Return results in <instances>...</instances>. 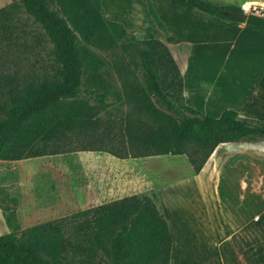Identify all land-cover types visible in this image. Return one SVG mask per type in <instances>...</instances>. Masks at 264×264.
Segmentation results:
<instances>
[{"label": "trees", "instance_id": "1", "mask_svg": "<svg viewBox=\"0 0 264 264\" xmlns=\"http://www.w3.org/2000/svg\"><path fill=\"white\" fill-rule=\"evenodd\" d=\"M144 1L164 32L151 0ZM168 1L241 22L223 14L241 13L238 6ZM243 23L264 34V14L246 13ZM41 36L50 43L49 67L18 75L3 74L0 66V160L74 151L183 155L197 173L218 144L264 139V120L232 109L212 117L186 104L167 46L107 19L100 0H10L0 7V57L33 51ZM0 210L9 228L0 234V264H76L75 257L85 264H168L170 241L146 197L123 196L78 211L73 221H47L19 233L9 207Z\"/></svg>", "mask_w": 264, "mask_h": 264}, {"label": "crops", "instance_id": "2", "mask_svg": "<svg viewBox=\"0 0 264 264\" xmlns=\"http://www.w3.org/2000/svg\"><path fill=\"white\" fill-rule=\"evenodd\" d=\"M112 1L100 0L103 15L144 38L139 27L133 28L122 13H115ZM209 1L240 9L241 5H255L264 14V0ZM151 4L164 32L155 26L144 0H131L128 7L146 21L144 28L151 25L157 32L148 38L160 39L169 49L181 75L185 103L212 117L232 109L242 117L264 120V101L259 97L264 96V34L243 22L232 23L168 0H151ZM201 45L209 50L221 47L224 57L219 53L216 59L202 58L197 50ZM232 55L233 59L227 58ZM226 58L232 64L242 61L246 69L249 67L245 77L254 81L245 93L233 91L231 81L236 70L214 66L217 60ZM248 143L218 144L197 173L190 167L185 175L172 181L153 179L141 172L148 159L163 155L139 160L117 158L102 151L54 154L60 155L64 163L85 161L86 169L81 175H72L67 168L65 178L60 176L65 180L58 182L64 187L50 189L44 201L57 203L55 208L88 209L123 196L146 197L170 241L168 264H264V152L252 153ZM138 165H143L141 170Z\"/></svg>", "mask_w": 264, "mask_h": 264}, {"label": "rangeland", "instance_id": "3", "mask_svg": "<svg viewBox=\"0 0 264 264\" xmlns=\"http://www.w3.org/2000/svg\"><path fill=\"white\" fill-rule=\"evenodd\" d=\"M10 0H0V7L8 3ZM139 3V0H134ZM131 0H114L111 5L115 13H122L132 24L133 28L139 27L142 30V37L148 38L153 37L157 34L154 32V28L149 25V27L144 28V21L141 20V16L137 18L134 9L128 7ZM142 2V1H140ZM134 4V2H133ZM142 4V3H140ZM117 7V8H116ZM138 15H140V9L138 7ZM160 20V19H159ZM146 22V21H145ZM156 26V25H155ZM30 26H28L29 28ZM153 28V29H151ZM39 45L33 47V51L25 52L24 55L16 56L14 53H6L5 56L0 57V66L3 74H11L15 70H18V75L25 74V71H38L42 68L49 67L52 59L49 55L50 43L45 41V37L41 36ZM141 39L139 37H136ZM28 41V40H27ZM30 41V40H29ZM28 41V42H29ZM31 49V50H32ZM198 54L206 59L211 58L216 59L221 53V57H224V51L219 46L206 49L205 45L198 47ZM207 51H210L209 54ZM109 58V57H108ZM229 59L232 57L227 56ZM225 59V61L217 60L214 66L222 70L223 68L227 71L229 68L236 70L233 76L232 86L233 91L237 90V94H243L249 90V85L254 81L248 80L245 74L248 70L247 66L243 65L242 61L231 63L230 60ZM135 81L139 82L140 77L135 72ZM113 77V76H112ZM131 79L134 80L133 75ZM114 78V77H113ZM225 80V78H224ZM115 90L119 91V86L114 83ZM218 91V87H217ZM218 101L221 103L223 99L216 94ZM260 99L264 101V96L259 95ZM243 98V97H241ZM240 98V99H241ZM118 110H125L124 107L116 105ZM249 142L251 152L261 151L264 152V139H257ZM251 153V154H252ZM150 158V157H149ZM32 158L14 160V161H4L0 160V207L8 206L13 212L15 220L19 224L17 233L21 230L40 224L47 221L54 220H69L73 221L74 214L78 211L84 210L80 208L69 209V208H55L57 203L44 201V198L50 193V189L59 190V188L64 186H59L58 182L61 183L65 179H61L60 176H64L65 170L67 168L71 170V174H82L83 169H86L85 161L81 162L84 166H80L76 159L68 160L66 163L62 161L60 155H44L36 157L34 160ZM139 160H147L142 157ZM154 162V164L151 163ZM63 162V165L61 164ZM148 165L144 169H140L143 165H138V169L141 172L150 174L153 179H158L161 181H172L174 179H179L185 175L190 166L183 155H163V156H153L148 159ZM137 169V170H138ZM66 176V175H65ZM64 176V178H65ZM6 211L5 213H7ZM9 228L6 226L5 218L0 210V234L8 232ZM76 260H80L77 262ZM74 261L76 264H85L81 258L75 257Z\"/></svg>", "mask_w": 264, "mask_h": 264}, {"label": "water", "instance_id": "4", "mask_svg": "<svg viewBox=\"0 0 264 264\" xmlns=\"http://www.w3.org/2000/svg\"><path fill=\"white\" fill-rule=\"evenodd\" d=\"M223 14L225 16H227L228 18H235L241 22H243L246 18V13L244 12H236V11H226V12H223Z\"/></svg>", "mask_w": 264, "mask_h": 264}, {"label": "built area", "instance_id": "5", "mask_svg": "<svg viewBox=\"0 0 264 264\" xmlns=\"http://www.w3.org/2000/svg\"><path fill=\"white\" fill-rule=\"evenodd\" d=\"M244 6L245 5H241V10L244 13H249V12H252V13H255V14L260 13L258 7H256L255 5H247L248 9H249L247 12L244 11Z\"/></svg>", "mask_w": 264, "mask_h": 264}, {"label": "clouds", "instance_id": "6", "mask_svg": "<svg viewBox=\"0 0 264 264\" xmlns=\"http://www.w3.org/2000/svg\"><path fill=\"white\" fill-rule=\"evenodd\" d=\"M248 10H249V9H248V6L245 5V6H244V11L247 12Z\"/></svg>", "mask_w": 264, "mask_h": 264}]
</instances>
